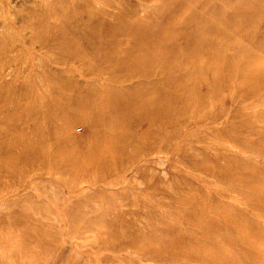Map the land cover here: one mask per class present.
I'll return each instance as SVG.
<instances>
[{"label":"rangeland","instance_id":"rangeland-1","mask_svg":"<svg viewBox=\"0 0 264 264\" xmlns=\"http://www.w3.org/2000/svg\"><path fill=\"white\" fill-rule=\"evenodd\" d=\"M108 8L103 39L83 26L78 0H0V140L14 133L20 94L60 75L109 88L117 71L140 120V141L110 169L0 174V264H264V0ZM64 23L65 35L54 29ZM93 66L98 77L83 73ZM68 113L59 133L86 145L93 125ZM141 143L160 146L141 156Z\"/></svg>","mask_w":264,"mask_h":264},{"label":"bare ground","instance_id":"bare-ground-1","mask_svg":"<svg viewBox=\"0 0 264 264\" xmlns=\"http://www.w3.org/2000/svg\"><path fill=\"white\" fill-rule=\"evenodd\" d=\"M100 2L102 6L95 8L93 0H78V6L85 5L89 11L85 13L87 19L80 18L77 20L78 22H82L83 19V26L88 28L87 30L92 35L98 38L102 35L103 39H112V33L110 32L111 22H109V15L107 14L109 12L108 3L110 0H101ZM176 8L178 9V7ZM83 13L80 11L81 16L84 15ZM181 17L179 16V18ZM137 22L139 23L140 20H137ZM99 23H103L104 28L98 31L96 27L100 26ZM72 25L68 24L71 27ZM171 26L173 27L172 24ZM66 27L65 23L54 24L56 32L63 35L68 32ZM173 30L174 32L172 33L176 34L178 32L176 28ZM116 31L120 33L121 30L118 31L117 28ZM161 42H163L162 39ZM95 52L99 54L104 53L105 47L96 46ZM114 52L116 53V51ZM164 54L166 55V53ZM66 57L63 56L54 61L63 63L68 60L65 59ZM157 59L161 58L158 57ZM122 62L120 63L123 64ZM89 63L91 62L89 61ZM91 68L88 71L83 70V73L91 75V78L98 77L101 72L94 70V66ZM111 73L105 80L109 83H119V85H114L115 87L110 86L108 88L102 86L103 84L98 85L94 82L80 84L76 82L73 76L62 77L60 75L61 79L59 81L61 83L57 87H45L43 89L42 85L44 83L40 81L37 88L33 89L31 87L30 89L28 88L29 92L28 90L25 91L28 93H21L15 104L17 110L14 115L16 117H12L14 133L12 132L13 134H10L7 140H0L2 144L0 146V160L2 161L3 158L8 159L7 162L0 164V174L13 173L15 166H20L21 169H44L46 172H50L52 169L58 167L64 168L65 166L71 168L74 166L76 168L79 164H95L110 169L117 163H121L123 158H129L131 152L135 149L131 146L140 141V133L137 132L140 127V120L136 119L131 113L133 110L132 101H135L132 97V87H120L122 83L126 82V79L118 76L115 70L111 71ZM49 82L52 84V81L49 80ZM12 85L9 84V88L6 89L9 90L13 87ZM64 85L70 87L71 93L64 90ZM10 91H7L4 97H7ZM68 111L80 112L79 116H83L93 125L92 140L86 143V145L76 146L72 138L59 133L61 129L64 131L67 125ZM129 146L130 148H128ZM140 146L141 156H148L154 152L153 149H155L156 145H153V147L152 145L141 143ZM159 146L160 143L156 148ZM81 154L85 156V159L82 161H80ZM131 159L132 165H137L140 160V154L131 156ZM61 172L63 171L61 170Z\"/></svg>","mask_w":264,"mask_h":264}]
</instances>
